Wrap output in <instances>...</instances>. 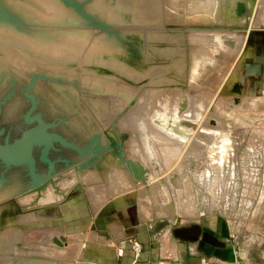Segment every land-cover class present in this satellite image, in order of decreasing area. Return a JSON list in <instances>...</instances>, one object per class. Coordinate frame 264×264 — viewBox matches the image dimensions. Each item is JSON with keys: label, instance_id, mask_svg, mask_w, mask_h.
Returning <instances> with one entry per match:
<instances>
[{"label": "rangeland", "instance_id": "1", "mask_svg": "<svg viewBox=\"0 0 264 264\" xmlns=\"http://www.w3.org/2000/svg\"><path fill=\"white\" fill-rule=\"evenodd\" d=\"M71 1L92 20L62 0H0V143H15L37 125L24 120L32 108L30 117L40 114L49 130L81 148L98 134L105 149L99 157L96 143L87 160L56 141L48 152L54 173L65 168L59 159L87 164L81 174L69 167L57 185L66 187L61 197L68 202L91 191L80 208L98 209L88 232L75 235L73 216L61 221L50 185L36 204L30 205L33 195L7 203L11 190L36 183L21 175L26 164L9 167L0 179V264L102 263L91 253L106 250L111 234L120 239L127 213L149 220L160 234L173 223L199 225L215 238L234 230L237 246L252 262L260 259L264 83L255 86L249 74L254 60L264 69V0H209L211 8L191 0ZM238 3L246 7L241 15ZM195 36L209 39L202 65L194 59L200 48L189 40ZM110 58L126 67L108 66ZM112 127L127 134L123 144L138 161L126 158L146 183L112 156L103 133L115 136ZM33 156L36 172L46 177L49 164L39 160V148ZM118 190L122 196L102 203ZM60 235L61 246L53 241Z\"/></svg>", "mask_w": 264, "mask_h": 264}, {"label": "crops", "instance_id": "2", "mask_svg": "<svg viewBox=\"0 0 264 264\" xmlns=\"http://www.w3.org/2000/svg\"><path fill=\"white\" fill-rule=\"evenodd\" d=\"M261 65H263V61L260 59L254 60V65L252 67L254 71L249 74V80H251L255 86L264 83V69L263 72L260 71L262 70L260 68ZM259 71L262 73L260 76H258ZM91 168L97 173L95 167ZM80 182L82 183L83 189H85L84 185H87V181L85 182L82 178ZM89 192L85 193L82 191V194L75 195V198L69 202L68 200H64V197L55 198V201L58 202L57 204L61 205L60 209L63 215L61 221H64L65 213L68 214L71 212V216H73L71 220L75 221V235L86 231L88 232L91 228V224H93V216L98 209L97 208L93 212L87 211L84 213L80 208L81 204L90 203L87 195ZM121 193L120 190H118V192H113L107 196V198H104L102 203L103 201L106 202L107 200L109 201L115 197L122 196L123 194ZM93 197H98V194L95 192ZM120 200L119 203H123V197L120 198ZM97 201L98 200L95 202ZM116 212H118V210H116ZM125 215V220L121 221V228L124 229L120 239L111 234L112 244L108 246L106 250L91 253V256L94 257L93 259L96 258L102 262L99 264H264V253L260 259L255 260L256 262H252V259L246 256L247 251L245 250V252L237 246L239 241H236L237 237L234 235L236 231L234 230L231 235L223 230L221 232L218 231L220 237L215 238L209 236L207 231L203 230L199 225L180 224L177 226L173 223L172 226L177 228H196V230L193 231L195 234H192V236L176 235L172 231V228L170 232L160 234L159 232L161 230L157 232V227H154L152 230L149 229L151 227L148 223L149 220L145 221L141 218L138 219L137 216H131L129 213ZM66 216L68 217V215ZM186 231L187 233L190 232L189 230ZM134 242L141 244V250L137 253H135L132 248ZM75 243H77V239H75Z\"/></svg>", "mask_w": 264, "mask_h": 264}, {"label": "water", "instance_id": "3", "mask_svg": "<svg viewBox=\"0 0 264 264\" xmlns=\"http://www.w3.org/2000/svg\"><path fill=\"white\" fill-rule=\"evenodd\" d=\"M66 5H72L77 12H79L83 16H87L90 20H92V17L89 15L84 14L81 11V5L77 4L74 1L71 0H62ZM245 5L243 3H238L237 5V14L241 15V13L245 12ZM34 77H32L31 82L33 83ZM31 83V84H32ZM28 87H31L29 85ZM30 109L27 111V113L24 116V120L26 123L32 124L33 122H37V125L32 126L29 128L25 134L20 138L19 141L15 143L9 144L8 142H5L4 144L0 143V162L3 165V170L1 172V178H3V173L7 171L9 167H16L21 166L23 164L27 165V174L32 178L36 183L26 188V190L22 193V195H28V194H35V197L33 198L32 204H36L41 197H43L44 191L48 188V185L55 190L54 193H59L60 187L56 185L58 179H55L53 176L55 175V168L53 165V162L50 161L48 158V152L49 148L53 147L52 141L58 142L63 147H69L73 150H75L76 153L79 155L85 157L87 160L86 154L90 152L92 148V144L96 143V152L94 153V157H99L101 153L105 150L101 148V138L98 134H95L92 136L89 143H87L83 148L79 147L74 142L68 141L65 138H63L59 133L55 131L49 130L51 127V124H47L44 122L40 114H35L34 116L30 117L31 111ZM119 116H122V113L119 114ZM112 131L114 132L115 136L110 135L106 129L103 130V133L105 137L107 138L109 142V148L111 149V154L113 157L119 159L121 162H125L128 166H130L131 170L134 174V176L142 177L140 173L137 172L136 167L133 162L128 160L126 158V147L123 144V141L127 137V134H124L120 136L116 129L112 127ZM2 133L0 129V134ZM37 147L39 148V160L43 162H47L49 164V170L47 172L46 177L42 178L38 172H36V164H35V158L33 156V148ZM106 147V148H108ZM191 166L193 167V159H189ZM73 169H75L79 174L82 173L86 168L87 164H84V167H78L77 165H69ZM67 165V167H69ZM137 172V173H136ZM62 197H65V194H61ZM53 241L58 244L62 245L63 242L66 241V238L63 235H60L59 237H54ZM55 264H66L62 261L56 262Z\"/></svg>", "mask_w": 264, "mask_h": 264}, {"label": "bare ground", "instance_id": "4", "mask_svg": "<svg viewBox=\"0 0 264 264\" xmlns=\"http://www.w3.org/2000/svg\"><path fill=\"white\" fill-rule=\"evenodd\" d=\"M176 1V0H175ZM178 1V0H177ZM131 1H125V4H129ZM180 1H178V3H179ZM188 2H190L189 3V5H195L196 7H199L200 8V6H203L204 4V6L206 7V8H211V6H210V1L209 0H191V1H188ZM177 3V4H178ZM193 3H195V4H193ZM176 4V5H177ZM188 4V3H187ZM179 5V4H178ZM177 5V6H178ZM126 6V5H125ZM130 6V5H129ZM190 42H191V44L193 45V47H196V48H200L199 50V52H198V54L195 56V61L196 60H200L201 62H199V65H202L201 63L203 62V63H205L206 62V60L207 59H205L206 58V55L203 53L204 52V50L202 49V47H203V45H207L208 43H209V39L205 36V37H200V36H195V37H191L190 39ZM172 43V42H171ZM182 51H179V53H181ZM182 54V53H181ZM196 54V53H195ZM240 55V54H239ZM182 56V55H181ZM110 60H111V62L112 63H108L109 65L108 66H110V67H117V68H121V69H123L124 67H126L125 65H123V63H121V62H119V61H116V60H112L111 58H110ZM178 65L180 64V68L178 69V70H180V69H184V67H182V61H184V59L181 57V58H178ZM175 62H177V61H175ZM115 64H117V66L115 65ZM185 64V63H184ZM183 64V65H184ZM222 64V63H221ZM175 66L177 65V64H174ZM169 66V65H168ZM176 67H178V66H176ZM186 67V66H185ZM3 68H5V67H3ZM128 68H129V66H128ZM131 68V67H130ZM130 68H129V71H130V73H132L133 72V70H130ZM125 70H126V68H125ZM128 70V69H127ZM126 70V72H128ZM135 70V69H134ZM132 71V72H131ZM192 73H195V71L197 72V70H195V69H192ZM2 72V71H1ZM134 72H137L136 70L134 71ZM139 73H140V71H138ZM191 73V74H192ZM133 74V73H132ZM138 74V73H137ZM133 75H136V73H134ZM132 75V76H133ZM139 75V74H138ZM138 75H136V76H138ZM140 77V76H139ZM192 77H194V74H192ZM137 79H138V77H136ZM107 103V102H106ZM105 105V104H104ZM107 105V104H106ZM105 105V106H106ZM109 108V107H108ZM111 108V107H110ZM101 109V108H100ZM103 109H104V106H103ZM109 110V109H108ZM203 122V121H202ZM219 123V122H218ZM203 124V123H202ZM205 124V123H204ZM207 124V123H206ZM217 124V123H216ZM220 125V124H219ZM218 126V125H217ZM212 127V126H211ZM202 128H204V127H202ZM201 128V129H202ZM208 129V128H207ZM210 130H212L211 132L213 133H218L217 131H215L216 130V127H214V128H211ZM196 131V130H195ZM203 131V130H202ZM206 131H208V130H206ZM219 131V130H218ZM197 132H198V130H197ZM205 132V131H204ZM220 132H222V130H220ZM210 133V132H209ZM223 133V132H222ZM221 133V134H222ZM230 134L231 133H229V136L228 137H230ZM209 135V134H208ZM216 135V134H215ZM220 135V134H219ZM219 135L217 134L216 136H218L219 137ZM227 138V137H226ZM197 139H198V137H197ZM214 139H217V138H214ZM223 139V138H222ZM230 139V138H229ZM213 140V139H212ZM202 141V140H201ZM221 141V140H220ZM231 141V140H230ZM204 142V141H203ZM226 142V141H225ZM228 142V141H227ZM219 143V142H218ZM221 143H222V141H221ZM218 145V144H217ZM220 145H222V144H220ZM227 145V144H226ZM223 146V145H222ZM221 146V147H222ZM220 147V148H221ZM138 149V148H137ZM226 149H227V147H226ZM218 150V148H217V146L215 147V151H217ZM223 150V149H222ZM206 151V150H205ZM132 153V154H131ZM138 153V152H137ZM138 154H136V150L134 149V148H132L131 147V149L129 150V152H128V150H127V153H126V156H128V159H132V160H134V159H136L135 157L137 156ZM211 155V154H210ZM209 155V156H210ZM213 156V155H212ZM130 159V160H131ZM141 159L142 158H140V161H141ZM210 159H212V158H210ZM209 159V160H210ZM136 161H138L137 159H136ZM135 161V162H136ZM211 163V162H210ZM116 174V173H115ZM138 179V178H137ZM139 179H141L143 182H145L146 183V180L144 179V177L142 176L141 178H139ZM67 191V189H61L60 188V190H59V193H54L55 195H58V196H61V194H65V192ZM43 195H44V193H43ZM4 198V197H3ZM66 264H68V263H66Z\"/></svg>", "mask_w": 264, "mask_h": 264}, {"label": "flooded vegetation", "instance_id": "5", "mask_svg": "<svg viewBox=\"0 0 264 264\" xmlns=\"http://www.w3.org/2000/svg\"><path fill=\"white\" fill-rule=\"evenodd\" d=\"M67 149H71V148H69V147H67ZM73 150V149H72ZM76 153V152H75ZM60 156H62V155H60ZM58 162H60V164H62V166L64 165L65 166V168H63L61 171H59V172H56L55 173V175L53 176L55 179H58L59 180V178L69 169V163H67V162H65V160H62V159H59L58 160ZM1 163V162H0ZM36 165H37V162H36ZM67 165L69 166V167H67ZM1 166V170H0V179H2V180H5V178L6 177H8V174H9V172H8V169H7V171H5L4 173H3V178H1V172H2V170H3V165L1 164L0 165ZM12 167V166H11ZM55 167V166H54ZM56 168V167H55ZM72 168V167H71ZM76 171V170H75ZM21 175L22 176H27L28 174L27 173H24V174H22L21 173ZM20 176V175H19ZM29 177V176H28ZM2 182H4V181H1V183ZM6 182V181H5ZM58 183H56V185H57ZM50 185V184H49ZM48 185V186H49ZM65 190L66 189V187L65 188H62V190ZM26 190V188L25 187H22V188H17L15 191H12L11 190V193L7 196V198H6V201L5 202H9V201H12V200H14L16 197H19V196H27V195H22V193L24 192ZM52 191H55L53 188H52ZM28 195H33V197H32V200H31V202L33 201V198L35 197V194H28ZM53 196H56V197H58V195H55L54 194V192H53ZM59 197H61V196H59ZM30 205H33L32 203H30ZM184 229V230H183ZM191 229H193V228H191ZM191 229H186V228H177V227H175V226H173L172 227V231L174 232V234H176V235H183V236H192V234H195L193 231L194 230H196V228H194L193 230H191ZM186 230H189L190 232L189 233H187V231ZM186 232V233H185Z\"/></svg>", "mask_w": 264, "mask_h": 264}, {"label": "built area", "instance_id": "6", "mask_svg": "<svg viewBox=\"0 0 264 264\" xmlns=\"http://www.w3.org/2000/svg\"><path fill=\"white\" fill-rule=\"evenodd\" d=\"M133 251L135 253L139 252L141 250V244L138 242H134L132 245Z\"/></svg>", "mask_w": 264, "mask_h": 264}]
</instances>
